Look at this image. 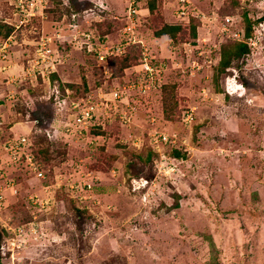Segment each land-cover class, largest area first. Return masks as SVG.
Masks as SVG:
<instances>
[{"label": "rangeland", "instance_id": "rangeland-1", "mask_svg": "<svg viewBox=\"0 0 264 264\" xmlns=\"http://www.w3.org/2000/svg\"><path fill=\"white\" fill-rule=\"evenodd\" d=\"M50 2L0 0V264H264V0Z\"/></svg>", "mask_w": 264, "mask_h": 264}, {"label": "built area", "instance_id": "built-area-1", "mask_svg": "<svg viewBox=\"0 0 264 264\" xmlns=\"http://www.w3.org/2000/svg\"><path fill=\"white\" fill-rule=\"evenodd\" d=\"M178 3L181 5V8H183L186 6V3H188V0H178ZM50 4V0H8V5L13 10V16L15 17V20L19 19L20 23L31 18H42L45 10L47 11L50 8ZM179 13L181 14L180 16H184L183 11ZM134 14H137L135 3L132 4L129 9V15L134 16ZM225 21L228 23L230 19L226 18ZM223 31L226 30L223 28ZM98 59L102 60L103 56L100 54ZM141 70L145 71L146 77L150 75V83L154 81L153 78L155 79V74H152V68L147 61H145L140 71ZM156 72H158V70ZM90 109H92V107H90ZM89 113L91 112L89 111L88 107H85L84 112L80 115V117L77 118V120L79 122H81L82 119H89L91 121L92 115ZM41 175V172L37 173L38 177Z\"/></svg>", "mask_w": 264, "mask_h": 264}, {"label": "trees", "instance_id": "trees-1", "mask_svg": "<svg viewBox=\"0 0 264 264\" xmlns=\"http://www.w3.org/2000/svg\"><path fill=\"white\" fill-rule=\"evenodd\" d=\"M6 25V24H5ZM7 26H9V25H7ZM10 28H11V26H9ZM175 28H171V27H165V29L163 30V32L162 33H164V34H168V33H172V32H174L175 30H174ZM169 30H171V31H169ZM248 52V47H247V45L246 44H244V43H238L237 45H236V47H235V52H233V57L234 58H237V57H240L241 55H243V54H245V53H247ZM223 61V60H222ZM228 62L229 61H226V62H222V65L223 66H227L228 65ZM175 154L176 155H178V153L177 152H175Z\"/></svg>", "mask_w": 264, "mask_h": 264}, {"label": "clouds", "instance_id": "clouds-1", "mask_svg": "<svg viewBox=\"0 0 264 264\" xmlns=\"http://www.w3.org/2000/svg\"><path fill=\"white\" fill-rule=\"evenodd\" d=\"M7 25H8V24H7ZM9 25H11V26H12L13 24H10V23H9Z\"/></svg>", "mask_w": 264, "mask_h": 264}]
</instances>
